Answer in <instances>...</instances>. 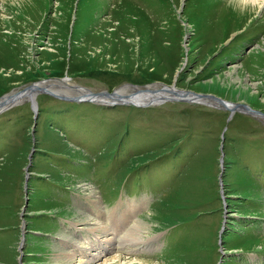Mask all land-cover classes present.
Segmentation results:
<instances>
[{"label":"rangeland","instance_id":"1","mask_svg":"<svg viewBox=\"0 0 264 264\" xmlns=\"http://www.w3.org/2000/svg\"><path fill=\"white\" fill-rule=\"evenodd\" d=\"M243 4L0 0V95L53 77L84 92L163 82L264 112V3ZM36 100L0 111V264L78 262L72 244L111 227L113 248L85 264H264L262 119L193 100ZM95 205L98 233L80 232ZM144 218L151 231L120 244Z\"/></svg>","mask_w":264,"mask_h":264},{"label":"bare ground","instance_id":"2","mask_svg":"<svg viewBox=\"0 0 264 264\" xmlns=\"http://www.w3.org/2000/svg\"><path fill=\"white\" fill-rule=\"evenodd\" d=\"M3 1H5V0H3ZM235 1H237V0H235ZM238 1L243 2L244 3L243 5L249 6L250 9H252L254 7H260L264 3V0H238ZM49 80H52V79H49ZM49 80L48 79H44V80H42L43 82H41V83L44 84V85L50 86L51 88H56L58 91L62 90L61 88H68L69 90L71 89L72 90L71 93H68V91L67 92H63V93H67V94L82 93L80 91L84 92L83 89L77 88V86L76 87H74V86H70L69 87V84H68V82L66 80H63L62 82H57L58 80H52L53 82H56V83H52V82L48 83V82H46V81H49ZM59 81H61V80H59ZM153 86L155 87V90H147V89H150L148 87H153ZM129 89H131V87H128L126 85V86L121 87L119 90H116L115 92L125 94V92L129 91ZM143 89H145V90H143ZM131 90H133V91H132L131 94H128V96L132 97V99H134V100L138 99L137 102H141V104H143V103L147 102L148 100H150L151 96H153L154 94H157V95L160 94V91H156V86L155 85H148L145 88H140L138 91L133 89V88ZM141 90H143V91H141ZM163 92L168 93V94H160V95L167 96V95L170 94V92H167V91H164V90H163ZM120 95H117V97H120ZM172 95H178V94L174 93ZM101 96H102V98H104V95H101ZM28 97H29L28 93H25V92H22V91L9 93L7 96H5L3 98H0V105L1 106L5 105V104H7L8 102H11V101L14 102V104L20 103V102H22L21 101L22 99L26 98V100H28ZM210 102H212V101H210ZM97 197L98 196L95 195L94 196L95 199H93L95 204L97 203ZM119 204L120 203H118L117 206L116 205L114 206L117 212L120 211L118 209L119 208ZM135 205H137V203H135ZM94 207L96 209L94 211V213H93V216H94L95 220H93V222H91V223H88L87 221L82 222L81 223L82 227L79 228V231L83 230V231H85V233L86 232L90 233V231H93V232H97L98 233L97 228L99 227L98 226L99 223H98V221H96V218H98V219L100 218V212L102 211V208L100 206H98V205H95ZM89 225H94V226H96V228H92V230H91ZM111 228H108L109 231H108L107 234H105L107 231H103V232H101V234L100 233L99 234L93 233V235L96 236V237L94 238L91 235L93 238H88L86 240V242H87L86 245L79 246V245L72 244L73 247L75 246L74 247L75 249L72 250V254L76 257L78 262H74L73 263V261H72V259L70 257H68V256L66 257V256L60 254V252H55L52 260L54 262L55 261H57V262H55L54 264H61V263H63V264H85L86 262L91 261V260L96 261V259L103 254V250H107V248H108V250L110 248H113L112 245H111L113 243L112 240H113L114 237H117L119 235L118 232H116V233L114 232V231H116L115 228H113V229H111ZM151 228H152V226L150 225V221L149 220H147L146 218H144L142 220L139 219V220H137L135 225L130 230L127 231V234L125 235L127 237V239H125V237H120L119 242H120V244L123 245V243L125 244L128 241H131V242L133 240L134 241H136V240L140 241L142 239V236H143V232H144L143 230L151 231L150 230ZM103 230H104V228H103ZM110 231H112V232H110ZM80 232H82V231H80ZM78 237L81 238L80 235H78ZM76 244H78V243H76ZM102 244H104V245H102ZM92 246L93 247L101 246L100 252H98L99 251L98 250L96 252L90 253L88 250H89V247H92ZM123 246H125V245H123ZM128 251H130V250H128ZM100 264H158V263H155V261L141 260V259H135V258H126V257H121L120 255H117V256L114 255V256L106 259V260L104 259V261L102 263H100Z\"/></svg>","mask_w":264,"mask_h":264},{"label":"water","instance_id":"3","mask_svg":"<svg viewBox=\"0 0 264 264\" xmlns=\"http://www.w3.org/2000/svg\"><path fill=\"white\" fill-rule=\"evenodd\" d=\"M49 79L61 80V81L66 80L65 78H62V77H53V78H49ZM40 81L41 80L33 81V82L25 85L22 89L20 88V89L16 90V92L22 91V92L28 93V96H29L28 100H30L32 109L34 110L35 113L37 112V100H36L37 94L40 92H46V93L52 95L53 97H57L60 99L71 100V101H92V102H96V103H100V104L103 103V104H109V105L117 103V104H134V105L146 106V105H150L152 103L153 104L159 103V102L166 100V99L202 101V102H205V103H208L211 105L214 104L215 106H219V107L221 106L222 108H227L230 111H234L237 109L242 110V111L247 112L253 116H256V117H258L264 121V112L259 110V109H256V108L249 106L247 103L234 102V101L226 100V99H223V98H221L217 95H214L212 93L196 92V91H192V90L177 88L174 85H167V84H164L163 82L160 83L161 87L156 89V91H163L164 90V91L170 92V94L167 96L154 94L150 100L141 104V102H137L138 99L134 100V99H132V97H129L128 94L115 92L116 88L112 89L111 91H108L107 89L92 91L88 88L89 90L87 92L78 93V94H67V93H63L60 90L58 91L56 88H51L50 86L44 85ZM52 83H56V82H52ZM76 85H78V84H76ZM126 85L128 87H132L133 89H135L137 91L140 88L147 87V85L140 87L139 85L129 83V82H127ZM78 86H80V85H78ZM9 93H11V92H7L5 94L0 95V98L7 96ZM174 93L178 94V95H172ZM102 94H107V96H108L107 98H110V100L103 99L101 96ZM117 95H120V97H117ZM210 100L212 102H210ZM13 103L14 102L11 101L5 105H2V106L0 105V111L6 107L12 105ZM29 156H30L29 158H31V153L29 154ZM221 161H222V157H220V162ZM25 168L27 170L28 165H26Z\"/></svg>","mask_w":264,"mask_h":264}]
</instances>
